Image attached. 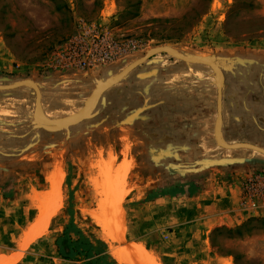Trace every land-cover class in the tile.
Listing matches in <instances>:
<instances>
[{
    "label": "rangeland",
    "instance_id": "rangeland-1",
    "mask_svg": "<svg viewBox=\"0 0 264 264\" xmlns=\"http://www.w3.org/2000/svg\"><path fill=\"white\" fill-rule=\"evenodd\" d=\"M160 46L218 64L222 139L264 149V0H0V86L34 81L52 119L80 113L97 88ZM35 103L29 85L0 91V264H120L114 250L139 244L149 258L132 253L138 264H264V155L218 145L211 67L158 54L66 129L36 122ZM128 122L148 145L128 140L139 137ZM60 154L64 177L52 187ZM240 176L242 220L224 223L238 210L194 217L174 201ZM103 203L123 242L92 216ZM193 219L216 222L202 233L185 226ZM71 225L91 256L84 247L73 259L57 253Z\"/></svg>",
    "mask_w": 264,
    "mask_h": 264
},
{
    "label": "water",
    "instance_id": "water-1",
    "mask_svg": "<svg viewBox=\"0 0 264 264\" xmlns=\"http://www.w3.org/2000/svg\"><path fill=\"white\" fill-rule=\"evenodd\" d=\"M158 54H168L178 60H182L187 63H193V64H204L209 67H211L216 75V85L218 89V106L217 111L218 115L216 118L215 123V137L216 141L219 146L225 149H250L256 152H259L264 155V149L260 148L258 146L249 144V143H234L229 144L226 143L222 139V123H223V115H222V87L224 84V74L222 69L216 64L213 60L205 58V57H199V56H188L180 53L179 51L168 47V46H160L157 48H154L153 50L147 52V54L138 59L137 61L131 63L129 66H127L123 71H121L119 74H117L114 78L106 81L102 84L99 88H97L85 101L84 107L82 111L72 117H67L63 119H52L49 117H46L42 110H41V92L37 84L32 80H23L16 84L6 85V86H0V91L5 90H11L18 87H21L23 85H29L31 86L35 93H36V103H35V111L34 114H36L39 118V122L42 125L49 126V127H56V128H70L72 126L78 125L84 120H86L89 116L90 110L93 107V105L96 103V101L106 92L108 89L112 88L114 85L121 82L132 70L137 68L142 63L146 62L148 59L158 55ZM44 117H43V116Z\"/></svg>",
    "mask_w": 264,
    "mask_h": 264
},
{
    "label": "crops",
    "instance_id": "crops-1",
    "mask_svg": "<svg viewBox=\"0 0 264 264\" xmlns=\"http://www.w3.org/2000/svg\"><path fill=\"white\" fill-rule=\"evenodd\" d=\"M76 75L78 76V73H76ZM124 125H128L129 127L133 128L134 136H136L137 133L139 132L138 139L132 140L130 137L128 138V140L133 145L137 147L138 146L144 147L148 145L147 143L148 140L145 137H142L143 134H140V131H138L134 123L128 122V124H124ZM222 127H223V123H222ZM244 180H245V177L240 176L236 178L235 181H233L231 184L226 185V183H222V185L219 184L218 186H214V188H212L213 189L212 194L207 193L208 191H203L202 193H199L195 198L188 199V197H177L175 198L174 201L176 203H182V204L187 205V208L189 209V211L193 212L194 217L196 216L197 213H200V215H202L203 212H206V211L207 213H210L211 211L212 214H215V213L222 214L224 211H229V210L235 211V210H238L239 208V204H240L241 197H242V185H243ZM216 192H220V194L219 193L217 194ZM209 199H212V200H209ZM206 201H208L209 203L203 204ZM189 214L190 213L188 212V215ZM236 214H237L236 216L232 214L230 215L231 216L230 217L227 214V212H225L223 214L224 216H226L225 218L226 221H224V223L226 224L228 221H232L233 219L242 220L245 217H247V215L244 212H241L239 210L238 212H236ZM215 222H216L215 220H210V219H193L185 226L187 228L189 227L195 228L196 232L198 231V228H199L202 231V233H204L205 231L209 232L210 228L212 227L211 225H213L211 223H215Z\"/></svg>",
    "mask_w": 264,
    "mask_h": 264
},
{
    "label": "bare ground",
    "instance_id": "bare-ground-1",
    "mask_svg": "<svg viewBox=\"0 0 264 264\" xmlns=\"http://www.w3.org/2000/svg\"><path fill=\"white\" fill-rule=\"evenodd\" d=\"M34 117H35L36 122H39V118H38V116L36 114H34ZM62 162H63V155L60 154V156L58 157V163H57V166L55 168V172L53 173V175L51 177L52 187H54L55 185H58L57 183L61 182L63 177H64V171H63V167H62ZM58 179H59V181H57ZM101 202H103V201L101 200ZM104 203L98 207V210H96L95 212L92 213V216L97 220L98 225L101 226L104 229L105 232H107L110 241L123 242L124 241L123 232L122 233L119 232L118 234H115V232H117V231L114 232V229L112 228L113 226L110 225L111 224L110 220L113 218V216L115 217V215L110 214V210L109 209L112 208V207L109 208L108 204L106 205ZM44 211H47V210H44ZM114 211H115V209H114ZM46 213H47V215L49 214L48 212H46ZM47 215H46V217H47ZM49 217H50V214H49ZM108 219H109V221H108ZM133 249H134V252H133L132 248H130V247L129 248H121V249L114 250L113 256L120 264H138L135 261V259L133 257L134 255H132V253L135 254V257H139L140 256L139 259H142V257L147 256V255H145L147 253V251H146V248L143 245H140V244L137 245L136 248L133 247ZM149 253H151V252H149ZM152 256H151V258H152ZM146 258H149V257L147 256ZM153 259H155V258L153 257ZM153 259H151V261H153ZM147 261H148V259H147ZM140 262L142 263V260H140ZM148 263H151V262L148 261ZM153 263H156V260H154L151 264H153Z\"/></svg>",
    "mask_w": 264,
    "mask_h": 264
},
{
    "label": "trees",
    "instance_id": "trees-1",
    "mask_svg": "<svg viewBox=\"0 0 264 264\" xmlns=\"http://www.w3.org/2000/svg\"><path fill=\"white\" fill-rule=\"evenodd\" d=\"M71 227L69 226L65 229V231L58 236V238L55 241V246L57 253L62 256L64 259H73L80 255V252L78 249L80 247H84V252L88 253V255L91 256V251L94 249V246L91 242L87 240H82L81 238H77L76 240L71 236L70 230ZM76 232H80L78 228H74ZM88 256V258H91ZM87 264H99L98 260L95 259H89Z\"/></svg>",
    "mask_w": 264,
    "mask_h": 264
}]
</instances>
